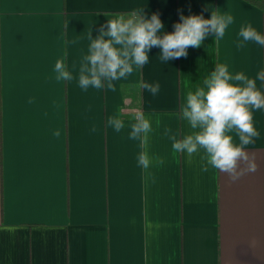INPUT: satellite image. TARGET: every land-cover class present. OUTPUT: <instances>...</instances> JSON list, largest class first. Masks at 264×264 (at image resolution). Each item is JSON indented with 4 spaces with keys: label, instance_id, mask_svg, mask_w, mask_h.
<instances>
[{
    "label": "crops",
    "instance_id": "1",
    "mask_svg": "<svg viewBox=\"0 0 264 264\" xmlns=\"http://www.w3.org/2000/svg\"><path fill=\"white\" fill-rule=\"evenodd\" d=\"M209 5L235 22L187 57L163 65L153 48L113 88L55 78L59 59L77 76L88 32L115 14L145 6L173 31L180 10L210 18ZM248 23L264 32V12L245 0H0V264H264V111L249 147L258 169L235 182L174 152L165 134L190 132L181 106L216 64L249 77L264 69V48L236 46ZM141 112L152 131L129 139ZM119 115L116 132L108 121Z\"/></svg>",
    "mask_w": 264,
    "mask_h": 264
},
{
    "label": "clouds",
    "instance_id": "2",
    "mask_svg": "<svg viewBox=\"0 0 264 264\" xmlns=\"http://www.w3.org/2000/svg\"><path fill=\"white\" fill-rule=\"evenodd\" d=\"M206 10L211 12L210 18L204 12L185 15L180 10L173 31L166 30L159 12L149 16L145 6L115 14L99 26L95 37L93 26L88 32L87 51L80 58L77 76H73L64 59H59L53 67L55 78L68 82L76 79L82 91L113 88L115 82L127 80L134 71L149 65L153 48L159 49L157 58L163 65L187 57L189 48H201L206 38L218 42L235 22L229 9L223 11L209 5ZM248 43L264 48V32L250 23L240 28L236 46L243 48ZM140 87L156 96L161 86L158 81H145ZM257 111H264V69L249 77L242 71H233L228 63H219L187 93L181 106L180 118L190 132L180 138L171 129H165V134L174 152L188 157L200 155L205 170L210 166L235 182L246 172L254 173L258 169L256 158L249 151L261 138L254 124ZM128 119L131 120L129 139L142 141L151 133V120L144 113ZM124 121L123 115H119L108 123L120 132ZM137 160L138 165L149 166L143 153Z\"/></svg>",
    "mask_w": 264,
    "mask_h": 264
},
{
    "label": "trees",
    "instance_id": "3",
    "mask_svg": "<svg viewBox=\"0 0 264 264\" xmlns=\"http://www.w3.org/2000/svg\"><path fill=\"white\" fill-rule=\"evenodd\" d=\"M258 8H260L264 12V0H245Z\"/></svg>",
    "mask_w": 264,
    "mask_h": 264
}]
</instances>
